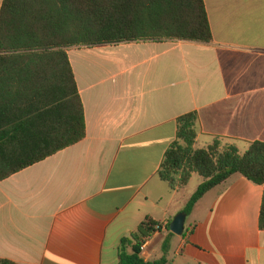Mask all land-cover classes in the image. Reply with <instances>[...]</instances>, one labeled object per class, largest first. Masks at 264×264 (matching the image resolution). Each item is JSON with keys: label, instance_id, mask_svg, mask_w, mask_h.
Wrapping results in <instances>:
<instances>
[{"label": "crops", "instance_id": "obj_1", "mask_svg": "<svg viewBox=\"0 0 264 264\" xmlns=\"http://www.w3.org/2000/svg\"><path fill=\"white\" fill-rule=\"evenodd\" d=\"M204 2L209 45L68 50L87 135L0 182V259L118 264L121 240L151 218L167 228L148 240L146 261L161 259L167 241L171 264H264V186L242 176L207 193L187 216L182 236L170 230L185 213L184 191L196 176L175 191L158 176L179 117L198 113L196 149L215 137L241 153L252 142L264 143V0Z\"/></svg>", "mask_w": 264, "mask_h": 264}, {"label": "trees", "instance_id": "obj_2", "mask_svg": "<svg viewBox=\"0 0 264 264\" xmlns=\"http://www.w3.org/2000/svg\"><path fill=\"white\" fill-rule=\"evenodd\" d=\"M181 41L209 45L213 35L204 0H5L0 10V182L86 138L84 105L68 56L71 48ZM177 138L167 150L159 178L171 190L187 187L194 174L204 181L188 202L189 216L211 190L234 176L264 186V143L241 153L215 137L196 149L197 112L177 120ZM147 219L123 238L118 264L146 261L142 247L157 232ZM264 231V194L259 217ZM0 264H15L0 259Z\"/></svg>", "mask_w": 264, "mask_h": 264}, {"label": "water", "instance_id": "obj_3", "mask_svg": "<svg viewBox=\"0 0 264 264\" xmlns=\"http://www.w3.org/2000/svg\"><path fill=\"white\" fill-rule=\"evenodd\" d=\"M186 213L178 214L170 225V230L177 236H182L185 232Z\"/></svg>", "mask_w": 264, "mask_h": 264}, {"label": "rangeland", "instance_id": "obj_4", "mask_svg": "<svg viewBox=\"0 0 264 264\" xmlns=\"http://www.w3.org/2000/svg\"><path fill=\"white\" fill-rule=\"evenodd\" d=\"M225 143H233V142L224 141L223 144H225ZM199 180H204V179L201 176L196 175L194 177V179L192 180L191 185H189V187L187 189H185V191H184L185 193L184 194H186V193L189 194L188 199H191L193 197V195L195 194V192L197 191V185H198V181ZM190 193H194V194H190Z\"/></svg>", "mask_w": 264, "mask_h": 264}, {"label": "built area", "instance_id": "obj_5", "mask_svg": "<svg viewBox=\"0 0 264 264\" xmlns=\"http://www.w3.org/2000/svg\"><path fill=\"white\" fill-rule=\"evenodd\" d=\"M167 228V225L166 224H161V225H159L158 227H157V232H160V231H162V230H165ZM153 236V235H152ZM151 236V237H152ZM150 237V238H151ZM149 238V239H150ZM148 239V240H149ZM148 240H147V242H148ZM147 242H146V244L142 247V251H143V253H144V251H145V249H146V245H147Z\"/></svg>", "mask_w": 264, "mask_h": 264}]
</instances>
